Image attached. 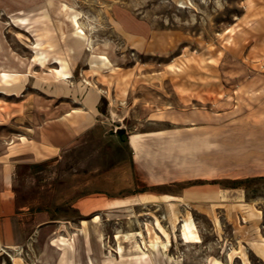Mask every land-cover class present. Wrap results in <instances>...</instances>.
I'll list each match as a JSON object with an SVG mask.
<instances>
[{
  "label": "rangeland",
  "instance_id": "rangeland-1",
  "mask_svg": "<svg viewBox=\"0 0 264 264\" xmlns=\"http://www.w3.org/2000/svg\"><path fill=\"white\" fill-rule=\"evenodd\" d=\"M6 68L0 128L93 93L102 122L24 169L56 217L0 264H264V0H0Z\"/></svg>",
  "mask_w": 264,
  "mask_h": 264
},
{
  "label": "crops",
  "instance_id": "crops-1",
  "mask_svg": "<svg viewBox=\"0 0 264 264\" xmlns=\"http://www.w3.org/2000/svg\"><path fill=\"white\" fill-rule=\"evenodd\" d=\"M83 104L80 111H69L67 100L45 106L43 110L27 109L13 117L15 127L0 128V255L9 254L33 241L40 225L56 217L38 203H24L19 195L24 169L39 171L42 162L61 156L77 139L93 132L102 122L99 117L100 96ZM26 139H23V137Z\"/></svg>",
  "mask_w": 264,
  "mask_h": 264
},
{
  "label": "bare ground",
  "instance_id": "bare-ground-1",
  "mask_svg": "<svg viewBox=\"0 0 264 264\" xmlns=\"http://www.w3.org/2000/svg\"><path fill=\"white\" fill-rule=\"evenodd\" d=\"M112 63V62H111ZM114 64V63H113ZM23 73L22 72H20V71H16V70H12V69H3V70H0V76H4V77H6V76H20V75H22ZM138 135L135 133V134H133V136H132V143L135 145V146H139V144H138ZM99 219V215H97L96 217H95V220H98ZM83 223L84 224H86L87 223V220H83ZM119 236V235H118ZM126 236V235H125ZM168 241V240H167ZM157 242H158V239H155V240H153L152 241V246L153 247H155L156 246V244H157ZM165 242V241H164ZM163 243V242H162ZM166 243V242H165ZM164 243V244H165ZM169 243V242H168ZM163 245V244H162ZM164 246V245H163ZM165 247V246H164ZM120 248H122L121 246H120Z\"/></svg>",
  "mask_w": 264,
  "mask_h": 264
}]
</instances>
